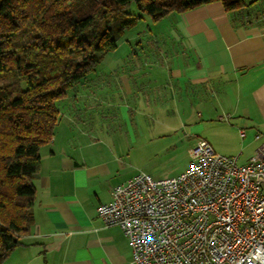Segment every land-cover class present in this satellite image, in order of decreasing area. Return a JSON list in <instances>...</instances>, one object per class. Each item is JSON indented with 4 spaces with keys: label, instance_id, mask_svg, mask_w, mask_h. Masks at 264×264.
I'll return each instance as SVG.
<instances>
[{
    "label": "crops",
    "instance_id": "1",
    "mask_svg": "<svg viewBox=\"0 0 264 264\" xmlns=\"http://www.w3.org/2000/svg\"><path fill=\"white\" fill-rule=\"evenodd\" d=\"M176 15L170 28L174 40L164 43L168 50L160 48L162 58L138 60L125 71L114 68L88 81L87 88L74 93L86 104L78 110L87 114L95 106L87 103L90 100L98 105L110 101V106L122 110L127 134L137 140L162 136L154 125L159 110L168 115L173 105L181 104L180 111L187 113L190 99L200 104L211 101L220 120L226 119L223 124L239 133L243 144L239 160L246 162L264 142V17L259 14L243 23L221 2ZM150 32L159 37L162 31ZM157 65L163 72L161 82L154 73ZM144 66L151 68L145 88L138 76ZM82 115L65 113L53 140L42 146L34 223L1 264H132L129 239L120 226H105L97 211L111 200L114 186L131 178L121 175L128 137L107 132L104 122L86 125ZM203 139L217 152L237 156L238 147L227 152L213 135Z\"/></svg>",
    "mask_w": 264,
    "mask_h": 264
},
{
    "label": "trees",
    "instance_id": "2",
    "mask_svg": "<svg viewBox=\"0 0 264 264\" xmlns=\"http://www.w3.org/2000/svg\"><path fill=\"white\" fill-rule=\"evenodd\" d=\"M212 2L243 23L264 17L261 0H0V264L34 223L35 177L56 133V101L144 15L159 21ZM132 4L140 14L129 12Z\"/></svg>",
    "mask_w": 264,
    "mask_h": 264
},
{
    "label": "built area",
    "instance_id": "3",
    "mask_svg": "<svg viewBox=\"0 0 264 264\" xmlns=\"http://www.w3.org/2000/svg\"><path fill=\"white\" fill-rule=\"evenodd\" d=\"M189 153L177 176L114 186L97 209L105 226H120L132 264H264V142L246 162L206 139Z\"/></svg>",
    "mask_w": 264,
    "mask_h": 264
},
{
    "label": "rangeland",
    "instance_id": "4",
    "mask_svg": "<svg viewBox=\"0 0 264 264\" xmlns=\"http://www.w3.org/2000/svg\"><path fill=\"white\" fill-rule=\"evenodd\" d=\"M129 12L133 14L141 13L136 4L131 5ZM176 19V12L166 15L159 21H154L151 16L144 15L137 25L128 29L119 39V45L115 51L102 54L106 59L97 66L95 72L89 74L74 89L68 91L65 97L58 99L55 103L60 111L59 123H61L63 115L67 112L77 113L78 116L84 113L82 118L87 122L86 125L92 122H104L107 132H120L123 138L128 137V152L123 155L121 160V175L123 177H132L140 172L149 174L156 180L177 176L184 172L190 164V148L194 147L200 138H208V135H213L216 142L227 152L234 147H238V155L242 150L243 144L239 133H235L223 124L226 119L220 120L217 115L216 103H211V101L208 104H200L192 98L190 99L192 101L189 106L190 110L187 113L180 111V107L184 109L181 104L173 105L174 111L168 113V115L159 110L158 115L154 117V125L157 131L163 132L162 136L138 137L137 140L127 134L128 127L125 118L122 117V110L119 111L117 108L110 106V101H107L105 105H98L95 101L90 100L87 103H94L95 106L88 110L87 114L86 110H78L81 109L82 104L84 106L86 104L84 101L75 99L74 93L78 88L80 90L87 88L88 81L94 80L98 75L109 72L114 68L125 71L129 67H134L135 62L138 60L143 62L149 57L162 58L160 48H165L163 47L164 43L166 45L170 44L169 39L174 40L170 34V28L175 25ZM151 30L152 32H162L157 37L150 34ZM165 50H168V48L163 49V51ZM100 54L97 53L98 56ZM153 68H155L154 73L160 76L158 82H161L163 76L161 67L157 65ZM150 69L144 66L143 69L138 71V76L145 82L142 85L143 88L147 87L146 83L149 85V77L147 76ZM157 75H155V78H157ZM199 112L204 113L203 117L199 116ZM166 116L169 118L168 124L171 126L169 128L165 122Z\"/></svg>",
    "mask_w": 264,
    "mask_h": 264
}]
</instances>
